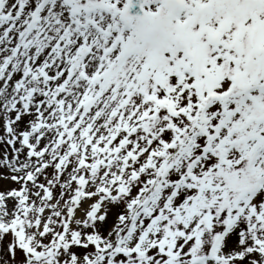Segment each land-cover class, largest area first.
Here are the masks:
<instances>
[{"label":"snow or ice","instance_id":"obj_1","mask_svg":"<svg viewBox=\"0 0 264 264\" xmlns=\"http://www.w3.org/2000/svg\"><path fill=\"white\" fill-rule=\"evenodd\" d=\"M0 129V264H264V0H0Z\"/></svg>","mask_w":264,"mask_h":264},{"label":"rangeland","instance_id":"obj_2","mask_svg":"<svg viewBox=\"0 0 264 264\" xmlns=\"http://www.w3.org/2000/svg\"><path fill=\"white\" fill-rule=\"evenodd\" d=\"M0 131H2V129H0ZM13 186H16V185H13Z\"/></svg>","mask_w":264,"mask_h":264}]
</instances>
